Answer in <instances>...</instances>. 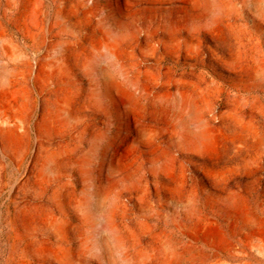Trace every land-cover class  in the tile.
I'll list each match as a JSON object with an SVG mask.
<instances>
[{
	"label": "rangeland",
	"instance_id": "1",
	"mask_svg": "<svg viewBox=\"0 0 264 264\" xmlns=\"http://www.w3.org/2000/svg\"><path fill=\"white\" fill-rule=\"evenodd\" d=\"M0 264H264V0H0Z\"/></svg>",
	"mask_w": 264,
	"mask_h": 264
},
{
	"label": "bare ground",
	"instance_id": "2",
	"mask_svg": "<svg viewBox=\"0 0 264 264\" xmlns=\"http://www.w3.org/2000/svg\"><path fill=\"white\" fill-rule=\"evenodd\" d=\"M34 20H35V18H34ZM111 37H113V36H111ZM117 38V37H116ZM119 38V37H118ZM112 40V39H111ZM114 40H115V38H114ZM114 40H112V41H114ZM115 43V42H114ZM115 46H116V44H115ZM111 47V46H110ZM113 49V48H112ZM111 49H108V52L111 54ZM11 94L14 96V97H19V93L17 92V91H15V90H12L11 91ZM186 99V98H185ZM66 105H67V100H64L61 104H60V107H59V110H60V113H61V117H62V119L66 122V121H68L69 120V117H68V115L66 114ZM59 112V111H58ZM60 117V116H59ZM62 121V120H61ZM67 123V122H66ZM201 132V131H200ZM198 136H200V137H203V134H201V135H198ZM195 137V136H194ZM50 160V159H49ZM87 200V205H88V201H89V199H86ZM98 203V202H97ZM97 206V205H96ZM88 207V206H87ZM89 211V210H88ZM89 217V216H88ZM106 225H107V228L109 229V230H111V231H113V225H112V216H111V214L110 213H108L107 214V217H106ZM62 226V225H61ZM61 228V227H60ZM116 241H117V243L118 244H120V241L118 240V239H116ZM63 257L66 259V260H68V256H67V254H65L64 253V255H63Z\"/></svg>",
	"mask_w": 264,
	"mask_h": 264
}]
</instances>
